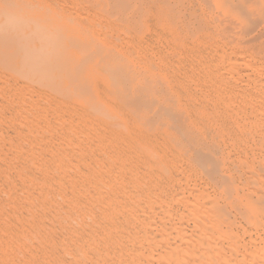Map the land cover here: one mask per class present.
Returning <instances> with one entry per match:
<instances>
[{
	"label": "bare ground",
	"instance_id": "obj_1",
	"mask_svg": "<svg viewBox=\"0 0 264 264\" xmlns=\"http://www.w3.org/2000/svg\"><path fill=\"white\" fill-rule=\"evenodd\" d=\"M56 1L0 0V264H264V246L242 245L228 211L236 190L234 210L259 230L264 161L244 183L222 173L227 160L205 161L210 148L193 143L208 140L210 109L170 96L157 36L140 39L153 28L177 36V0ZM176 171L185 181L172 194L164 180ZM190 172L207 175L219 196L199 180L190 186Z\"/></svg>",
	"mask_w": 264,
	"mask_h": 264
},
{
	"label": "rangeland",
	"instance_id": "obj_2",
	"mask_svg": "<svg viewBox=\"0 0 264 264\" xmlns=\"http://www.w3.org/2000/svg\"><path fill=\"white\" fill-rule=\"evenodd\" d=\"M49 1L57 2L56 0H49ZM58 1L62 2L64 0H58ZM66 1H69L71 3L73 2L72 0H66ZM221 1L225 2L226 0H221ZM227 1L231 2V3L226 4L228 6H226V5H225V7L223 6L224 8H219V10H220L219 11L218 8L215 9L214 6L212 8L211 5H209L210 3L207 2V0H198L197 2H196V0H180V1L177 0V8H176L177 14L174 17L175 20H172L173 21L172 28H174V30H176L178 32L177 36L174 37V36L170 35V36L166 37V36H164L166 33L164 34L160 29H159V31H156L157 32L156 33L154 31L155 29L153 28L152 30L147 31L143 35H141L140 39H141V41L146 42L145 40L149 39L148 36L150 34H153L154 37H155V35L157 36L154 38L155 41L153 40L152 44H153V47H155V48H156V46L159 45L158 46L159 48L154 50L155 51L154 53H158V55L161 57H162V55H165L164 59H166V65L169 66V67H166V65L164 66L165 67L164 73H168V71H170L168 73L169 75L163 74V76H165L164 79H166V81L170 85V90H171L170 96H173V97L180 99V100H186L188 98H191L192 102L195 99L194 103L196 105L194 108H196L197 111H198V108L200 107V105L202 107L201 111H203V107H204L203 104H205V107H207V108H205L206 110L208 108L210 109V110L208 109L209 110L208 114L211 115L210 120H209L210 122L208 123V125L213 123V126L212 125L209 126V129L212 130L210 132L211 134H210L207 141H205V142L194 141V143H193L195 146H200L201 143L202 144L206 143L205 146L208 147V149L210 148L211 154L208 155V157H206L207 160H205V161L208 162L212 158L213 159L215 158L214 160H217V161L227 160L228 162L225 161L224 164L221 163L220 167H221L222 173L229 176L232 173L239 172V174H241L239 177V178H241V180L239 182L244 183V181L246 179V176L244 175V173L249 174L245 170H248V171L252 170V171L256 172V170L259 169L258 166L261 164L260 161H264V152H263L264 151V141H263L264 140L263 139L264 138V114H262V113H264V76H263L264 75V37H263V35H264V14H262V13H264V4H263L264 1L263 0H258V1L255 0V2H254V0H252L251 3H250V0H249V2H248V0L247 1L246 0H242V1H240V0H238V1L237 0H233V1L227 0ZM262 1H263V3H262ZM169 2H171V4H174V1H172V0H169ZM228 2H226V3H228ZM237 2L242 3L243 5H244V3H246L248 5V7L252 3H254V5L252 4L249 8H247L245 6L246 4L243 6L242 4L241 5H239V3L237 4ZM232 3H233V6L235 4V6L238 8H235V6H234L233 8H235V9L232 10V8L229 7V5L232 6ZM69 6L72 8L71 5H69ZM239 6L245 7V8H240ZM145 7H148V4H145ZM84 8H86L85 10H87V11H88V9L91 10V6H89V5H86L85 7H81V9H84ZM214 9L218 10V11H214ZM231 10L233 11L234 15H231L232 14ZM234 10H236V12L238 11V13H235ZM239 11L241 13L242 12L243 13L241 14V13H239ZM83 13L86 14L85 11ZM246 13H248V14H246ZM239 14H241V15H239ZM251 14H253V15H251ZM238 16H239V18H238ZM241 17H242V19H241ZM243 17H245V18H243ZM248 18H250V19H248ZM243 19L247 22L250 21V23L246 24L245 21L241 22V20H243ZM217 20H218V23H217ZM256 20H258L260 22H258ZM228 22H231V23H228ZM228 24H229V27H228ZM248 24L250 25V27H248L249 26ZM257 24H258V26H256ZM154 25H155L154 22H151V28ZM184 25H188L190 27L189 28L190 31H187L188 30L187 26H184ZM238 25L240 26V28ZM242 28H244V30ZM221 30H222V32H221ZM247 31H250V34ZM158 32H160L161 34L163 33V35L160 36L161 34ZM236 33H238V34H236ZM244 34H246L247 36ZM192 35H194V36H192ZM224 35H229L230 37L224 36ZM242 35H243V37H242ZM257 36H259V37H257ZM254 37H255V39H254ZM224 42L225 43L227 42L226 43L227 45L224 44ZM146 43H148V42H146ZM155 43H158V44H155ZM222 43L224 46L222 45ZM209 44H211V45H209ZM160 46H162V47H160ZM199 46H201V47H199ZM227 49H230V50H227ZM166 50L170 53H167ZM224 51L226 52V54ZM159 52H161V53H159ZM190 52H192V53H190ZM227 53H228V57H224L227 55ZM172 55H174V56H172ZM217 55L220 58H222L221 59L222 61L220 59L218 60L219 57ZM243 56L246 58H244ZM178 58H180V59H178ZM228 58L231 59L233 62L231 61L232 62L231 63ZM214 59H216V60H214ZM250 60H251V62H250ZM255 60H257V61H255ZM199 61H200V63H199ZM247 61H249L248 63H246L247 66L244 64L242 65V63L247 62ZM230 63H231V65L228 66V64H230ZM233 63H235V64L239 63V64H237V66H236ZM250 64H252L253 66ZM234 65L237 67L236 70L233 69V67L235 68ZM254 65L259 70H255ZM259 67H261V68H259ZM166 68H168V69H166ZM262 68H263V70H262ZM222 70H224V71H222ZM225 71H227V72H225ZM234 71H237L236 74L240 73V74H237V76L239 75L238 77L236 76V74L234 75V73H235ZM222 72H225V73H222ZM245 74L246 75L248 74L247 77H244ZM200 76H203V77L201 78ZM217 76L219 77V79ZM169 77H171L172 80H174V81L172 82V80ZM236 77L238 78V81H237ZM239 81H240V83H239ZM257 81H259V82L257 83ZM190 82H192V83H190ZM224 82H225V84H224ZM245 82H247V83L242 85ZM260 82H262V83H260ZM175 83H176V85H175ZM221 83H223V84H221ZM214 89H216L218 92L216 91V93H215ZM206 90L210 93V96L211 95L213 96V98H209V99L207 98L209 93ZM227 90H229V91L227 92ZM202 91L206 92L207 95H206V93H202ZM200 92L202 94H204L205 98H203L204 97L203 95H202L203 97L200 96V94H201ZM185 93H189L190 96L192 94V97H187L186 95H184ZM181 94H183V95L181 96ZM218 94L219 95L221 94V96H222L221 101L223 100L222 101L223 103H221V101L219 99H217V100L215 99V97L216 98L220 97V96H218ZM248 94L250 97L248 96ZM251 96H253V97H251ZM199 97H200V99H199ZM229 97L231 100L228 99ZM196 100H197V103H200V101H202L201 102L202 104L201 103H200V105L197 104ZM204 100H206V101H204ZM218 101H220V102L217 104ZM247 101H249V102H247ZM203 102H205V103H203ZM206 104H207V106H206ZM226 104H228V105L226 106ZM254 105H255V107H254ZM225 108H226V110H225ZM230 111H232V112H230ZM254 114H255V117L258 118L259 121L254 117ZM212 116H214L216 118V120ZM248 121H250V122H248ZM214 122H215V124L217 122V125H215ZM254 123H255V125H254ZM244 125H245V127H244ZM202 130H205V129H201V131ZM248 135L251 137H249ZM230 142H231V144H230ZM260 150H262V151H260ZM239 152H241V153H239ZM236 153H237V155H236ZM229 161L232 163H230ZM238 161L239 162L243 161V164H247L246 162L249 161L248 164L249 163L250 164L249 165L247 164L246 166H250L252 164L251 166H253V168L255 166V168H254L255 170L253 168L250 169L251 166L250 167L243 166V168L241 167L242 168L241 169L240 165L242 162L239 163ZM182 163L185 165H189V166L192 165L189 160L183 161ZM179 164L181 165V163H179ZM179 164H178V166H180ZM261 165H264V163H262ZM193 166H196V165H193ZM237 168H238V170H237ZM227 169H228L229 173H227L228 172V171H226ZM243 170L245 172H243ZM225 171H226V173H225ZM261 171H262V169H261ZM179 173H180L179 171H176L175 174L172 176V178L168 177V178H170V180L165 179L167 181L169 180L170 182L169 181L167 182L164 180V183L166 182L165 188L167 190H170V192L172 191L171 192L172 194H174L173 191L175 190L172 186L177 183L178 179L179 178L183 179V181H179L178 183L182 182V184H183L185 181L183 175H181V173L180 174ZM260 173L264 174V172H260ZM192 174L194 175L195 172L194 173L192 172L191 175ZM233 175H236V174H233ZM242 175L245 177H242ZM198 176H196V174H195V177L192 176L194 178H192L193 182H191L190 186H193L192 184L196 183V182L194 183V181L199 180L200 182L197 181L196 185H198L202 188H205L207 186V188H209L208 192H210L212 196L214 195L213 197H215L217 194H218L217 196H219V192H220L219 189H217V188L214 189L215 187L212 185V183L210 182V179L207 175L201 173V174H198ZM209 183L211 185H209ZM167 184H168V186H167ZM170 187H172V188H170ZM212 191H213V193H212ZM245 192H246L245 194H248L247 191H245ZM240 193H242V192H240ZM232 194L233 195L229 200L231 207H228L229 208L228 211L231 212L232 219L233 220L236 219V220H234L236 222L235 226H234L236 231H234V232L235 233L237 232L236 234L242 239L241 244L243 245L246 243L244 246H249V245L251 246V245H254V243H255L258 247H260V248L263 247L264 246L263 245V242H264V226H263L264 225V219H261V218H264L263 217L264 214L261 215L262 217L259 216L260 217L259 219H261L259 222H261V223L259 224L260 228L258 230V227H254L253 222H248V220L246 221V218L241 213L236 212L234 210V207L232 205L234 204L235 199L237 197L236 190H234V192ZM248 195H250V194H248ZM176 207L177 206L175 204V206L173 207L174 208L173 211H174V214L176 217V219L174 217L175 222L178 218V216L176 215V212L178 215H180L183 212L182 206L178 205V207L177 208ZM178 211H179V213H178ZM242 236H246V237H244V239H243ZM58 237H60V236H58ZM250 241H252V242H250ZM249 243H251V244H249Z\"/></svg>",
	"mask_w": 264,
	"mask_h": 264
}]
</instances>
